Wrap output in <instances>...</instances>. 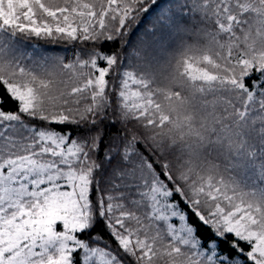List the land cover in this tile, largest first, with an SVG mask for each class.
Here are the masks:
<instances>
[{"label": "snow or ice", "instance_id": "snow-or-ice-1", "mask_svg": "<svg viewBox=\"0 0 264 264\" xmlns=\"http://www.w3.org/2000/svg\"><path fill=\"white\" fill-rule=\"evenodd\" d=\"M0 88V264H264V0H0Z\"/></svg>", "mask_w": 264, "mask_h": 264}, {"label": "trees", "instance_id": "trees-1", "mask_svg": "<svg viewBox=\"0 0 264 264\" xmlns=\"http://www.w3.org/2000/svg\"><path fill=\"white\" fill-rule=\"evenodd\" d=\"M156 23V17L153 13L145 14L144 17L141 19V26L139 30L133 31V33L130 35L129 39V48L125 49V51H129V49H137L140 50L142 48V43H152L154 42V36L153 33L148 32L147 26L150 24ZM157 32L160 31L159 25H157ZM146 42V43H145ZM35 47V51L37 53L44 52L49 55H59L65 58V60H71L73 59L74 50H80L81 56L88 51L87 44H80L76 42L69 43L68 41L63 40H40L36 38H32L25 42V47L32 48ZM108 47L107 45L105 46ZM0 95H5L4 90L0 88ZM5 107L8 109H15L16 104L12 102L11 100H8L5 104ZM96 231L103 232V226L100 225L97 227ZM106 235V234H105Z\"/></svg>", "mask_w": 264, "mask_h": 264}, {"label": "rangeland", "instance_id": "rangeland-1", "mask_svg": "<svg viewBox=\"0 0 264 264\" xmlns=\"http://www.w3.org/2000/svg\"><path fill=\"white\" fill-rule=\"evenodd\" d=\"M146 43V42H145ZM152 43H154L153 41H152ZM148 44H151V43H148ZM143 45H144V43H142V47H143Z\"/></svg>", "mask_w": 264, "mask_h": 264}]
</instances>
